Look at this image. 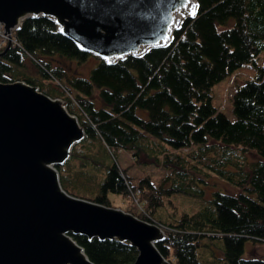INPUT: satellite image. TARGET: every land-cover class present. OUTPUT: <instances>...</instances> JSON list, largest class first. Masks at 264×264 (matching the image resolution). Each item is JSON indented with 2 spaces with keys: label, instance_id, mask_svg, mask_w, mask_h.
<instances>
[{
  "label": "trees",
  "instance_id": "1",
  "mask_svg": "<svg viewBox=\"0 0 264 264\" xmlns=\"http://www.w3.org/2000/svg\"><path fill=\"white\" fill-rule=\"evenodd\" d=\"M196 1V12L174 29L168 44L111 63L97 57L87 76L53 60L82 63L92 53L58 32L50 17H27L14 33L18 44L0 58V81L24 80L62 98L85 138L133 156L143 153L166 171L158 183L149 175L135 183L114 163L94 201L109 205L108 191L131 198L126 211L166 233L156 247L172 264H203L213 240L222 242L228 264H264L263 257H243L247 239L264 242V67L256 64L264 48V0ZM27 58L60 91L28 77L22 71ZM247 63L257 76L237 87L231 120L211 103V87ZM212 177L237 192L212 190L213 184L202 207L176 217L171 195L204 200ZM73 238L95 264L130 263L137 255L126 242Z\"/></svg>",
  "mask_w": 264,
  "mask_h": 264
},
{
  "label": "water",
  "instance_id": "2",
  "mask_svg": "<svg viewBox=\"0 0 264 264\" xmlns=\"http://www.w3.org/2000/svg\"><path fill=\"white\" fill-rule=\"evenodd\" d=\"M196 7V0H0V24L8 33L27 17H50L80 50L111 63L168 44ZM85 135L62 98L24 80L0 81V264H95L74 235L133 246L135 259L121 264H172L156 247L167 237L159 225L61 186L57 167Z\"/></svg>",
  "mask_w": 264,
  "mask_h": 264
},
{
  "label": "rangeland",
  "instance_id": "3",
  "mask_svg": "<svg viewBox=\"0 0 264 264\" xmlns=\"http://www.w3.org/2000/svg\"><path fill=\"white\" fill-rule=\"evenodd\" d=\"M97 60V57L92 54L82 63L55 56L53 64L55 66L59 65L71 74L87 76L97 63ZM23 63L22 71L28 77L36 79L41 84H50V86L56 88L54 82L51 81L52 83H50L48 79L41 77L37 68L29 58ZM256 64L264 67V48L256 56ZM256 76L257 70L251 63L240 66L233 74L226 76L211 87V103L228 118L233 120L235 116L233 113L232 97L237 87L248 79H255ZM56 89L59 90L58 88ZM248 158L254 159L256 156L248 153ZM114 163L132 177L135 183L147 175L150 176L154 183H158L166 175V171L163 168H158L155 162L148 163L147 157L143 153H139L138 156H133L127 149H109L99 138L88 137L77 142L72 149L70 158L64 164L57 167L59 182L67 193L94 201L100 193L99 191L105 180L107 170ZM217 178L212 177L209 179L207 190L210 191H206L204 188V193L208 192L209 196H204V200L183 193L172 194L170 199L175 204V208H171V210L176 211V217L182 212L191 213L202 207L205 199L208 197L211 198L212 190L214 189L221 192H237V189L233 185ZM211 185H213L212 190ZM107 198L109 200V206L113 208L126 210L132 205L131 198L119 192L108 191ZM204 249L208 253L202 257L203 264H228L222 259L223 244L220 240L209 242V246ZM256 256L264 258V242L247 239L244 243L243 257L253 258Z\"/></svg>",
  "mask_w": 264,
  "mask_h": 264
},
{
  "label": "built area",
  "instance_id": "4",
  "mask_svg": "<svg viewBox=\"0 0 264 264\" xmlns=\"http://www.w3.org/2000/svg\"><path fill=\"white\" fill-rule=\"evenodd\" d=\"M11 43L12 45H17L16 39L13 37L12 33H7L4 31L2 25L0 24V51L4 48L7 43ZM137 193L139 190L136 191Z\"/></svg>",
  "mask_w": 264,
  "mask_h": 264
},
{
  "label": "bare ground",
  "instance_id": "5",
  "mask_svg": "<svg viewBox=\"0 0 264 264\" xmlns=\"http://www.w3.org/2000/svg\"><path fill=\"white\" fill-rule=\"evenodd\" d=\"M83 248V247H82Z\"/></svg>",
  "mask_w": 264,
  "mask_h": 264
},
{
  "label": "crops",
  "instance_id": "6",
  "mask_svg": "<svg viewBox=\"0 0 264 264\" xmlns=\"http://www.w3.org/2000/svg\"><path fill=\"white\" fill-rule=\"evenodd\" d=\"M137 195V194H136Z\"/></svg>",
  "mask_w": 264,
  "mask_h": 264
}]
</instances>
